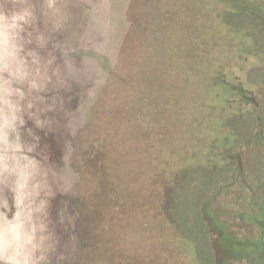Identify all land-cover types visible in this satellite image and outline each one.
Masks as SVG:
<instances>
[{"label": "rangeland", "instance_id": "obj_1", "mask_svg": "<svg viewBox=\"0 0 264 264\" xmlns=\"http://www.w3.org/2000/svg\"><path fill=\"white\" fill-rule=\"evenodd\" d=\"M258 1H220L235 31L206 51L187 0H0V15L19 17L14 76L0 59V264L21 173L17 259L35 228L30 264H247L241 248L264 233V155L246 145L256 118H241L255 106L229 86L264 106V34L242 11ZM6 118L19 150L5 152ZM224 146L244 151L248 175L229 173Z\"/></svg>", "mask_w": 264, "mask_h": 264}, {"label": "clouds", "instance_id": "obj_2", "mask_svg": "<svg viewBox=\"0 0 264 264\" xmlns=\"http://www.w3.org/2000/svg\"><path fill=\"white\" fill-rule=\"evenodd\" d=\"M19 20L18 15L13 14L11 17L7 15H0V22L4 23V39H3V50L2 55H0V59L3 60V69L5 72L10 73L11 75H15L14 72V65L16 60V50L17 45L14 43V32H10L11 29L15 28L17 26V22ZM6 84L11 83V81H5ZM6 91V96L4 99L5 106L11 105V101L7 98L8 89ZM16 117L13 115L12 120L14 121ZM22 123V121H21ZM15 132V127L7 120L5 119L4 124V143H5V152L8 151L9 147H14L15 150H19V144H10L9 142V131ZM18 139V137H17ZM7 156H5V163H4V172H12L15 171V166L9 167L7 163ZM27 179V175L25 173H21L18 180L15 182V186H9V191L12 193V199L14 200L15 206L19 211H17L14 216H12L10 219L6 214H3V218L5 220V223L8 225L5 231V246H4V255L2 259L4 260L5 264H30V255L31 253L37 251L40 247V244L43 242L44 237L39 238V242L36 241V229L32 228L30 232L26 235V238L24 239V244L31 245V248L29 249V256H26L23 260L17 259V253L16 249L13 246V242H18L21 240V233L17 231V229L22 228L23 221L20 219L21 212L23 211L22 208V198H21V190L25 188L26 184L25 181ZM2 205L4 209L8 208V201L7 198H5L2 201ZM30 219V217H29ZM15 221V223H13ZM41 229H43V226H41ZM11 249V254L9 253V250ZM34 264V262H33Z\"/></svg>", "mask_w": 264, "mask_h": 264}, {"label": "flooded vegetation", "instance_id": "obj_3", "mask_svg": "<svg viewBox=\"0 0 264 264\" xmlns=\"http://www.w3.org/2000/svg\"><path fill=\"white\" fill-rule=\"evenodd\" d=\"M246 1H248V0H246ZM263 1L264 0L258 1V2H262V3H259V5H257L258 2L255 4L259 8H254L253 9L250 6H246V7H244L243 11L244 12H248L250 15L254 16L255 19L258 20L259 24L257 26L260 28L259 31H261L264 34V2ZM244 30H245V28L242 29V31H244ZM230 31L233 32V31H235V29L231 28ZM263 37H264V35H263ZM225 85L228 86V83L225 82ZM229 87L234 92L238 93L241 101H244V102H246L249 105L251 104L252 106H255L256 109H254L252 107V110H250V115L246 114V115H243V116L240 115V116H241L242 120H244V124L245 125L250 123L248 121L249 117L250 118L251 117L256 118V121L253 120L251 126L254 127V125H255L256 128H259V129H257V130L255 129V131H254V128H252V129L249 130V128H248L249 124L244 128L247 133H248V131L250 132V136L246 138V143H247L246 145H249L248 148H250L252 145H256L257 149L261 150V154H262V149H263V155H264V108H263L264 106L262 107L260 102L257 100V97H255V94H253L248 89H245L242 86H238V85L235 86L232 83L230 84ZM222 124H223V122H221L219 124V126H221ZM239 129H241V126H239ZM228 138H230V137H228ZM233 139H235V141L238 140V138L236 136L231 138V140H233ZM209 141H212V139H210ZM243 142H239L236 145H238V147L241 146V145H244ZM229 147L224 146V147H222L221 151H223L224 153L228 152V151H230V152H235L236 151V149L231 150ZM239 149H240V147H239ZM215 160H216L215 157L210 156V158L207 159V163L211 164L212 167L215 168L216 167L215 166ZM247 161L248 160L245 159L244 151H241V150L240 151H236L234 155L229 156L227 158V162L232 165V168H231L232 171H230L229 173L232 174V172L235 171L236 172L235 174H240L242 176L248 175L247 174V169H245ZM263 162H264V160H263ZM224 163L225 162L223 160L222 161V165L223 166H224ZM223 169H224V167H223ZM252 171H253V169H250V171H248V173H250ZM259 171L262 172V174H264V167L260 168ZM253 219H256V218H253ZM258 225H261L262 230H263L264 229V219L261 222L257 223V226ZM258 237L259 236H257V238H253L252 237L249 240V243L246 244L248 246H251V248L248 251H246L245 249L241 248V250H244V252L241 251L243 253L242 257L246 258L247 264H264V233L262 232L261 237L260 238H258ZM260 239L263 240V242L261 241L262 242L261 244H260ZM257 245H259L260 247L256 248Z\"/></svg>", "mask_w": 264, "mask_h": 264}, {"label": "trees", "instance_id": "obj_4", "mask_svg": "<svg viewBox=\"0 0 264 264\" xmlns=\"http://www.w3.org/2000/svg\"><path fill=\"white\" fill-rule=\"evenodd\" d=\"M213 1L214 0H187V4H185L187 11H189V13L191 12L193 14L192 18L190 19L189 31L191 32L192 35L196 36V38L197 37L200 38V42L204 39L202 42H204V44L206 46V51H208L209 48L211 47V46H209V44H212L211 39L218 38V31H221V33L223 31L225 32L226 36L223 37L222 41H224L226 39L227 40L224 42H229V40H228L229 36H231V33H233L230 30H228V31L225 30V28L223 26V24L225 23V19H224L225 9L219 8V2L223 1V0H219V1L217 0V3H218L217 5L214 4ZM221 3H225V2H221ZM209 5H212V6L216 5V6H213V8H211V7H209ZM176 7H177V5H176ZM205 8H206V10H209L210 13H208L206 11L207 14H204ZM215 9L217 11H214ZM177 13H178V15L183 14V11L177 10ZM234 15L235 14L232 13V16H234ZM244 15L245 14L242 13V14H240V17H242ZM226 22L227 23H225L224 25L229 24L230 26H232L231 28L235 29V27H236L235 25H232L229 21H226ZM221 37L222 36L220 34V38ZM200 42H199V40H196V41L193 40V45L195 43V49H198L197 46L199 47L201 45V44L199 45ZM191 45H192V43H191ZM182 64H183V66H185L184 63H182ZM194 65H196V63L192 64L191 66L194 67ZM192 71L194 72V69H192ZM224 85H225V83H224ZM201 128H204V127H201ZM212 137H213L212 141H207V143H211L212 146L218 144L215 141L216 136H212ZM179 232L182 235V237H184L185 232L182 231L180 228H179Z\"/></svg>", "mask_w": 264, "mask_h": 264}]
</instances>
